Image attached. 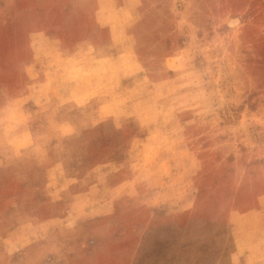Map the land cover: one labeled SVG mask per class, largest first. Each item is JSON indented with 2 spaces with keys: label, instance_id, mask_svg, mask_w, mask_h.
I'll use <instances>...</instances> for the list:
<instances>
[{
  "label": "rangeland",
  "instance_id": "rangeland-1",
  "mask_svg": "<svg viewBox=\"0 0 264 264\" xmlns=\"http://www.w3.org/2000/svg\"><path fill=\"white\" fill-rule=\"evenodd\" d=\"M0 264H264V0H0Z\"/></svg>",
  "mask_w": 264,
  "mask_h": 264
},
{
  "label": "crops",
  "instance_id": "crops-1",
  "mask_svg": "<svg viewBox=\"0 0 264 264\" xmlns=\"http://www.w3.org/2000/svg\"><path fill=\"white\" fill-rule=\"evenodd\" d=\"M108 16L106 15L105 18ZM103 28L104 26L108 27V33H110L111 38H115V26L111 22H102L101 25ZM120 27H118L119 29ZM119 31H122L120 29ZM37 56V55H36ZM38 59V57H36ZM68 60H71V57L65 56L62 51H54V52H46L42 55V57H39V60L37 62H42L43 67L41 68L43 71V77H42V83L41 85L46 86V88L50 90H61V86L59 85L60 77H57L58 71H60L61 65H63L64 62H68ZM34 68L37 69L36 65H33L31 67V71L34 70ZM49 83V86L47 84ZM263 250V249H262Z\"/></svg>",
  "mask_w": 264,
  "mask_h": 264
}]
</instances>
